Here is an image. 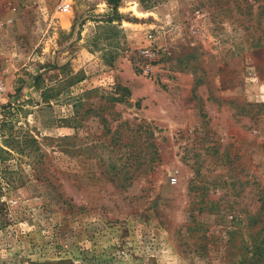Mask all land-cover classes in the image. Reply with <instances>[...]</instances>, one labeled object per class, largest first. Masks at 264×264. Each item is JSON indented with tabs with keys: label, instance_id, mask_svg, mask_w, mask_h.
<instances>
[{
	"label": "rangeland",
	"instance_id": "obj_1",
	"mask_svg": "<svg viewBox=\"0 0 264 264\" xmlns=\"http://www.w3.org/2000/svg\"><path fill=\"white\" fill-rule=\"evenodd\" d=\"M0 264H264V0H0Z\"/></svg>",
	"mask_w": 264,
	"mask_h": 264
},
{
	"label": "built area",
	"instance_id": "obj_2",
	"mask_svg": "<svg viewBox=\"0 0 264 264\" xmlns=\"http://www.w3.org/2000/svg\"><path fill=\"white\" fill-rule=\"evenodd\" d=\"M70 4L68 3H61L58 5L57 9L59 12H66L69 8ZM173 182H175V178L172 180Z\"/></svg>",
	"mask_w": 264,
	"mask_h": 264
}]
</instances>
